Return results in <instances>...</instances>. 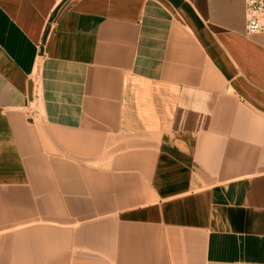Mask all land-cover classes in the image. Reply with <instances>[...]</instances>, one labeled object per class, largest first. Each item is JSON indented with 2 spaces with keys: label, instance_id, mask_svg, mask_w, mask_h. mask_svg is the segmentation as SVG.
<instances>
[{
  "label": "crops",
  "instance_id": "1",
  "mask_svg": "<svg viewBox=\"0 0 264 264\" xmlns=\"http://www.w3.org/2000/svg\"><path fill=\"white\" fill-rule=\"evenodd\" d=\"M0 264H264L243 0H0Z\"/></svg>",
  "mask_w": 264,
  "mask_h": 264
},
{
  "label": "built area",
  "instance_id": "2",
  "mask_svg": "<svg viewBox=\"0 0 264 264\" xmlns=\"http://www.w3.org/2000/svg\"><path fill=\"white\" fill-rule=\"evenodd\" d=\"M243 15L246 34L264 37V0H243Z\"/></svg>",
  "mask_w": 264,
  "mask_h": 264
}]
</instances>
